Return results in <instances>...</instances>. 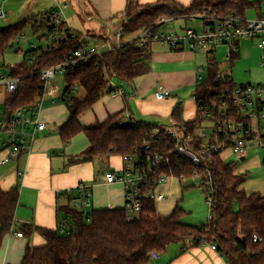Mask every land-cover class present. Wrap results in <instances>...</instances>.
<instances>
[{
  "label": "trees",
  "instance_id": "16d2710c",
  "mask_svg": "<svg viewBox=\"0 0 264 264\" xmlns=\"http://www.w3.org/2000/svg\"><path fill=\"white\" fill-rule=\"evenodd\" d=\"M262 3L263 1L251 0H193L188 7L166 3L157 5L150 11H138L136 7L131 10L130 4L127 12L134 16L127 27V34L129 37L149 29L164 17L179 18L204 13L222 16L236 13L246 17L251 9L261 11ZM49 14L50 12L40 14L17 25L0 29V69L22 80V85L16 92L6 94L4 108L8 112L14 113L34 104L38 95L43 92L41 72L66 61L75 49L82 48L83 43L88 40L87 36L81 34H75V38H72V32L65 24L56 32V27L44 20V15ZM28 27L39 37V41L58 39L55 48L40 47L31 50L19 65L3 64L6 51L18 42ZM63 33L66 34L65 37H62ZM207 55L209 77L204 83H199L194 91L196 120L185 122L179 106L172 115L174 126L195 130L200 122L202 103L238 85L235 82L224 85L217 78L221 70L216 53ZM31 56H35L32 62ZM238 59L239 55L235 53L230 62L233 65ZM150 60L151 45L140 48L136 40H131L118 51L106 53L101 58L96 57L65 75V93L70 94V102L66 104L69 119L59 130L62 143L66 146L80 134H84L89 142V147L80 155L70 158L68 165L87 162L108 165L112 157L120 156L123 160L134 149L143 154L148 143L154 147L148 157L151 159L155 155L159 144L152 143L149 135L161 130L164 125L127 120L124 115L129 109L130 96L121 91L120 87L111 86L116 80L133 87L139 77L149 72ZM75 87L84 90V96L79 97L78 93H73ZM115 92L123 93L126 110L109 116L105 122L84 127L80 122L81 116L92 110L105 95ZM171 170H149L147 189H153L154 182L161 173L170 172L179 181L202 176L205 181L199 183L198 187H208L207 170L211 172L212 193L207 200L211 199L212 218L207 225L196 227L183 223L185 211L178 206L171 215H160L156 203L148 197L143 199L141 213L131 220L128 219L127 209H113L93 210L91 221L87 222L81 212L73 209V196H70L67 204L60 207V210L73 220L75 229L70 235L64 236L58 229L23 226V235L31 236L38 232L45 243L36 248L28 246L21 264H151L150 256L153 252L166 255L171 245H182L183 251H186L202 244L216 245L228 264H264V196L258 193L246 194L242 189L246 175L236 173L235 164H227L219 157L204 167H196L174 157ZM19 199L18 186L6 191L0 185V251L6 236L15 232ZM254 235L260 236L262 241L255 243Z\"/></svg>",
  "mask_w": 264,
  "mask_h": 264
},
{
  "label": "built area",
  "instance_id": "2783aa9c",
  "mask_svg": "<svg viewBox=\"0 0 264 264\" xmlns=\"http://www.w3.org/2000/svg\"><path fill=\"white\" fill-rule=\"evenodd\" d=\"M66 8L67 6H62L59 10L44 15V20L55 26L56 32L65 24L62 21V15ZM6 16L7 14L0 10V20L6 19ZM133 16L134 14L129 15L126 11L116 18V27L105 31L100 45L89 46L86 41L83 47L75 49L66 61L43 70L41 72L43 92L38 95L34 104L11 113L6 111L3 103V108L0 109V169L18 159L19 156L33 152L38 133L47 129V125L41 120L46 99H51L52 105L57 103V99L65 104L70 102V94H66L65 90L60 93L61 89L56 84L57 74L66 75L69 71L81 64H88L96 57L101 58L106 53L116 52L128 41L136 40L140 48L161 43L173 51L205 54L217 53L219 48L226 47V59L229 62L238 52V44L241 41H257V47L262 51L264 65V14L253 20L236 13L225 16L204 13L179 18L164 17L153 27L137 32L133 39H127V27ZM188 18L201 20V31L188 26L176 29L171 24ZM65 36L66 34L63 33L62 37ZM75 36L72 33V38ZM57 40L49 39L46 48L54 49ZM39 48L34 45L33 50ZM34 60L35 56H31L30 61ZM198 74L200 83H204L206 80L203 77V68L198 70ZM217 78L224 85L234 82L230 75L222 73ZM21 85V78L13 77L9 72L0 69V88H4L5 94L16 92ZM78 89L79 87H75L73 93H76ZM171 97V92L166 89L155 92V98L159 101ZM126 118L135 122L130 113H127ZM199 118L200 122L193 131L174 125H164L161 130L153 131L149 135L150 140L154 144H159V147L156 148L157 151L151 159L148 155L154 147L148 143L143 154L134 149L131 154L123 157L122 170L106 173L108 184L120 183L125 188V209L128 211L129 220L133 219L134 214L141 213L145 197L153 200L156 205L168 199L167 192L157 194L155 189L160 183L165 184L177 178L173 172L161 173L158 180L154 182L153 189H147L149 170L172 171L174 157L183 159L193 166L204 167L216 157L222 159V154L225 152H230L242 159L246 158L250 149L259 148L264 151V84L237 85L234 89L220 92L215 98L202 103ZM162 144L163 147H161ZM207 171V185L212 190L211 172ZM64 194L73 196V209L81 212L87 218V222H90L93 211V187L82 182L74 189H68ZM209 203L211 207V199ZM211 218L210 213L209 219ZM57 229L64 236L70 235L75 229L73 220L60 208ZM15 235L18 238L24 237L22 232ZM253 241L259 243L262 238L254 235ZM212 249L217 250V246L212 245ZM159 257V253L153 252L150 259L157 260Z\"/></svg>",
  "mask_w": 264,
  "mask_h": 264
},
{
  "label": "crops",
  "instance_id": "0c3cea01",
  "mask_svg": "<svg viewBox=\"0 0 264 264\" xmlns=\"http://www.w3.org/2000/svg\"><path fill=\"white\" fill-rule=\"evenodd\" d=\"M72 1L83 5L84 19L68 14L70 10L69 2ZM192 2L193 0H0V10H3L7 14L6 19L0 21H4V25H8L0 29L17 25L11 24L17 23L14 21H19V24L34 16L59 10L62 6H67L62 15V21L67 28L73 34H81L83 36H87L88 34L84 28V24L93 29H99V31H96L98 33L94 32V36L98 39L100 45L105 31L108 28L113 29L117 26L116 18L126 13L130 4L145 6L159 3L160 5L178 3L179 5L188 7ZM257 12V17L264 14L262 9ZM184 27L174 26L176 29ZM133 38L134 36L130 39ZM243 43H251L254 47H257L255 41H241L238 44L237 52L239 59L246 45ZM154 44H158V46L154 47ZM154 44L151 45V60L148 62L149 72L136 80L137 85L134 84L131 87L132 91L130 93H150L152 91L155 93L161 89L159 87L170 90L168 86L172 88L176 86L169 84L168 81H173L176 75H178L176 81H181V85L177 91L183 88L196 89L199 84L197 82L199 74L195 63L197 62V58L193 54L205 53L173 51L161 43ZM260 52L262 53L261 50ZM221 73L224 74L222 71ZM231 77L234 81L233 76ZM120 88L125 94L128 93L122 87ZM117 93L122 92H115V94H112V97L104 96L101 99L103 103L100 100V103L98 102L92 110L83 114L80 118L81 124L84 127H88L96 122H105L109 116L124 112L126 110L124 97L123 95H117ZM5 97L6 94L4 101ZM58 100L56 101L58 102ZM159 102L155 106L146 103L142 104L140 114H137V111L134 110L135 105L132 102L130 104L129 99V109L124 116L126 117L127 113H130L135 121L145 123L154 122L151 124L166 125L163 123H167L175 109L181 105L182 119L185 122H193L196 120L197 103L194 96L192 99L186 101H183L179 96H176V98L172 96ZM45 104L49 106L48 110L53 112L57 111L55 107L58 106V103L52 105L51 99H46ZM63 104L66 105L65 103ZM44 111L45 108L42 113ZM66 113V117L61 126H59V130L69 119L68 108L66 109ZM41 120L47 125V129L46 131L38 133L34 142L33 152L29 155L23 154L19 156L18 159L0 169L1 187L8 191L18 186L20 190L15 232L7 235L4 240L0 251V264H21L28 246L36 248L44 245L45 241L38 232H34L31 236L24 234L23 238H18L15 234L21 232L25 225H29L34 229L56 230L58 227L59 208L66 205L71 198L65 195L64 192L68 189H74L82 182L91 181L89 183L93 187V210L126 208L124 186L120 183H107L105 175L107 172L112 171L106 169L109 164H104V167H101L100 163L96 162L68 165V159L80 155L89 147L86 136L84 134L78 135L83 139L80 145L77 143L80 137L77 136L68 145L64 146L59 133L52 136L57 122L45 121L42 118ZM225 153L227 155L230 154V152ZM239 160L241 161V159ZM122 168L123 162L120 170ZM174 180L165 183L169 185L164 191L168 193V199L161 203L170 200ZM176 207L173 208L172 212ZM134 217H138V215L134 214ZM182 248V245L169 246L166 255L160 254L159 259L151 260V264H228L218 249H212V244L190 247L186 251H183Z\"/></svg>",
  "mask_w": 264,
  "mask_h": 264
},
{
  "label": "rangeland",
  "instance_id": "374dc122",
  "mask_svg": "<svg viewBox=\"0 0 264 264\" xmlns=\"http://www.w3.org/2000/svg\"><path fill=\"white\" fill-rule=\"evenodd\" d=\"M78 1V0H77ZM86 1V0H85ZM251 1H262V0H251ZM70 10L68 11V14L78 16L79 18L84 17V7L83 5H79L78 3L72 1L69 2ZM157 5H149L150 7L141 6V5H135L131 4V10H134L136 7V10L141 11L143 9H148V11L154 9V7H157ZM262 11H264V2L262 3ZM258 12L255 9H251L247 12V18L249 20H253L257 18ZM84 19V18H83ZM15 20V19H14ZM17 23H11L18 24L19 21H14ZM5 22L0 21V28L8 26L4 25ZM172 26H188L196 28L197 30L201 31L202 29V23L201 20L197 19H180L175 22L171 23ZM90 26H87L84 24L85 30L88 32V45L89 46H96L99 45L98 39L94 36V32L99 31L93 28H89ZM98 33V32H96ZM95 33V34H96ZM98 36V35H97ZM134 35L127 37V39L132 38ZM86 37V36H85ZM20 39V40H19ZM18 40L19 42L14 43V45L8 49L4 55L3 58V64L5 63L8 66H15L23 63L25 60V57L28 55V53L33 50L34 45L37 47H48L47 42L39 41V37L36 36L32 29L28 27L24 32V37H20ZM245 47L242 50L241 58L237 60L233 65L231 62H229L226 59L227 55V49L221 48L218 50L217 53V62L220 64L221 71L225 75H231L234 78V81L238 85L242 84H264V65L262 62V53L257 47H254L251 43H243ZM255 45L257 46V41H255ZM158 46V44H154V47ZM155 49V48H154ZM156 50V49H155ZM189 52V51H184ZM190 53V52H189ZM194 57L197 58V71L200 68H203V77L204 80H207L209 77V71H208V60L207 55L205 54H193ZM178 75L174 76L173 81H168L169 84L175 85L176 87H171L170 92L174 98L176 96L181 98L183 101H186L188 99H192L194 96V89L190 88H183L179 91V86L181 85V81H176V78ZM57 84L61 89L60 93H63L66 87L65 83V75L57 74ZM197 82L200 83L201 81L197 78ZM114 83V84H113ZM116 84V85H115ZM137 85V81L135 83ZM112 87H122L124 90L128 91L127 95L130 96V104L132 102L133 105H135L134 110L137 111V114H140V107H142V104L146 103L148 105H156L159 102L155 98L154 91L150 93H130L131 87L127 84L119 83L118 81L114 80L112 82ZM111 88V87H110ZM161 89H164L162 87H159ZM78 93L79 97L84 96L85 91L78 89L76 92ZM117 95H122L121 93H117ZM4 96H5V90L4 88L0 89V109L3 108L4 103ZM106 96V95H105ZM108 97H112V94H107ZM102 102V100H101ZM58 106L55 107L57 109L56 112L48 110L47 104H45V111L42 113L41 118L45 121H54L57 122L54 127V132L52 134L55 135L56 133H59V126L63 123V120L66 117V109L67 106L63 104L61 100H58ZM100 103V102H99ZM103 103V102H102ZM178 105V104H177ZM181 106V105H179ZM140 119V118H139ZM141 120V119H140ZM167 123H163L166 125H172V116L169 117ZM154 123V122H151ZM80 137V136H78ZM83 139L82 137L79 138L77 143L80 145L82 144ZM246 160L244 162H241L236 155L223 153L222 159L227 164H235L236 165V171L239 174L246 175V182L243 185L242 189L246 192L247 195H251L254 193H258L262 196H264V151L259 148H253L250 149L246 154ZM69 160V159H68ZM122 166V157L120 156H114L111 158L109 165L106 169H110L112 171H120ZM109 167V168H108ZM205 181V178L202 176H196L192 178L191 180L187 181H179L178 179L174 180L173 186H172V192L170 196V200L157 204V211L161 215H168L171 214L173 208L175 206H178L182 208L185 211V217L183 218L182 222L191 226L201 227L203 224L207 225L209 222V216L211 213V207L209 200V196L211 195V190L207 186L198 187L199 183H203ZM89 182L91 181H85L88 185H91ZM168 184L160 183L156 189L155 192L157 194L164 192L168 188ZM61 194V193H59Z\"/></svg>",
  "mask_w": 264,
  "mask_h": 264
},
{
  "label": "water",
  "instance_id": "95a60500",
  "mask_svg": "<svg viewBox=\"0 0 264 264\" xmlns=\"http://www.w3.org/2000/svg\"><path fill=\"white\" fill-rule=\"evenodd\" d=\"M244 160H245V158H242V159H241V161H244ZM100 166H101V167H104V164L100 163Z\"/></svg>",
  "mask_w": 264,
  "mask_h": 264
}]
</instances>
